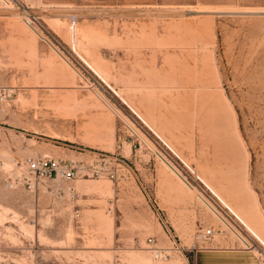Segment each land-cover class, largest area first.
<instances>
[{
  "label": "rangeland",
  "instance_id": "1",
  "mask_svg": "<svg viewBox=\"0 0 264 264\" xmlns=\"http://www.w3.org/2000/svg\"><path fill=\"white\" fill-rule=\"evenodd\" d=\"M0 84L1 264H264V0H0Z\"/></svg>",
  "mask_w": 264,
  "mask_h": 264
},
{
  "label": "built area",
  "instance_id": "2",
  "mask_svg": "<svg viewBox=\"0 0 264 264\" xmlns=\"http://www.w3.org/2000/svg\"><path fill=\"white\" fill-rule=\"evenodd\" d=\"M25 19L32 22L30 14L25 11ZM12 95V90L0 84V101L8 99ZM27 172L34 179L41 180H55L62 179L70 181L77 175V169L75 165L70 160L55 159L49 157H40L27 162ZM24 182L31 187V180L25 177ZM52 190V189H51ZM53 195L60 197L63 194L62 189L55 188ZM68 194L73 197L74 190L71 186L67 188ZM198 237L201 240H209L212 237V230L206 229L204 231L198 232ZM148 242L151 243L152 240L148 238Z\"/></svg>",
  "mask_w": 264,
  "mask_h": 264
},
{
  "label": "crops",
  "instance_id": "3",
  "mask_svg": "<svg viewBox=\"0 0 264 264\" xmlns=\"http://www.w3.org/2000/svg\"><path fill=\"white\" fill-rule=\"evenodd\" d=\"M134 112V111H133ZM137 117L141 120L143 119L140 115L134 112ZM145 124L146 121L142 120ZM173 151V150H172ZM212 195L219 201V203L226 208L230 214L234 217V219L244 228V230L252 236L257 242H260L256 236H254L243 224L239 215L236 213V210L233 206V203L226 199L224 196L220 198L215 191L211 190ZM235 205V204H234ZM244 211V210H243ZM248 214H253L252 212L245 211ZM264 245V243H261ZM1 264V263H0ZM195 264H257V260L255 256L247 250H235L231 248H205L199 250L196 256V263Z\"/></svg>",
  "mask_w": 264,
  "mask_h": 264
},
{
  "label": "bare ground",
  "instance_id": "4",
  "mask_svg": "<svg viewBox=\"0 0 264 264\" xmlns=\"http://www.w3.org/2000/svg\"><path fill=\"white\" fill-rule=\"evenodd\" d=\"M23 21H24V23L27 25V26H32V23H30L29 21H27L26 19H23ZM162 158V157H161ZM161 160H163V159H161ZM165 160V159H164ZM169 164V163H168ZM167 167H169L171 170H172V172L174 173V174H176V176L177 177H179L182 181H183V183H184V180H183V178H181V175L171 166V164L170 165H168ZM178 178V179H179ZM198 198L201 200V201H203L205 204H207V202H206V200L201 196V195H198ZM213 208V207H212ZM217 213V212H216ZM215 216L217 217V218H219V219H221V216H219L218 214H215ZM249 218L250 219H252V226L255 228V230H257L258 232H260V230H261V225L259 224V222H258V218L255 216V215H253V214H249ZM221 220H223V218L221 219ZM230 228H231V226H230ZM231 231H232V233L234 234V235H236L237 236V238L241 241V243L242 244H244V246L245 247H252V245H251V243H248V242H245V240L242 238V237H240V235H238L236 232H235V230H233V227L231 228ZM237 231V230H236ZM238 232V231H237ZM262 232H264V231H262ZM242 236V235H241ZM246 239V238H245ZM178 264V263H177Z\"/></svg>",
  "mask_w": 264,
  "mask_h": 264
}]
</instances>
